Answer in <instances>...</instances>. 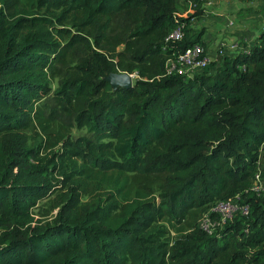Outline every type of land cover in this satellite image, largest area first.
Instances as JSON below:
<instances>
[{"label":"trees","instance_id":"obj_1","mask_svg":"<svg viewBox=\"0 0 264 264\" xmlns=\"http://www.w3.org/2000/svg\"><path fill=\"white\" fill-rule=\"evenodd\" d=\"M207 1L0 0V264H264V29L197 74L166 71L207 49ZM119 71L132 87L105 81ZM237 194L246 215L198 227Z\"/></svg>","mask_w":264,"mask_h":264},{"label":"built area","instance_id":"obj_2","mask_svg":"<svg viewBox=\"0 0 264 264\" xmlns=\"http://www.w3.org/2000/svg\"><path fill=\"white\" fill-rule=\"evenodd\" d=\"M210 1L205 2L208 5ZM196 3L189 2L188 11L179 16H185L192 8H195ZM205 11V9H204ZM231 23V22H230ZM182 23H177L168 33L165 41L180 40L183 37ZM254 37V36H253ZM246 46L243 51H247L251 42V37L248 35L242 39ZM229 47L224 39L218 41L215 47L217 55L227 54ZM213 59L210 52L200 43H193L179 52H173L171 56L166 59L165 66L168 74L179 75H194L201 72ZM251 189L258 195L264 193V183L260 177V173L256 172ZM249 211L247 203L241 202L240 196L237 194L234 197L219 200L208 209H206L198 219V227L207 234H212L216 230L222 228L228 220L232 219L236 214L240 213L246 215Z\"/></svg>","mask_w":264,"mask_h":264},{"label":"rangeland","instance_id":"obj_3","mask_svg":"<svg viewBox=\"0 0 264 264\" xmlns=\"http://www.w3.org/2000/svg\"><path fill=\"white\" fill-rule=\"evenodd\" d=\"M211 9L214 10L216 13H222L225 15H232L230 16L232 21H238L240 20L243 15L245 14H241L239 12H237L236 10L239 7H243L241 9H245V8H250L251 11L246 12L247 13H251L250 16H256L258 12H260L262 9L259 5L258 0H213L212 4H211ZM245 11V10H244ZM255 18V17H254ZM257 18V17H256ZM219 19V18H218ZM257 20H259V22L261 24H264V20H260L259 18H257ZM212 22V21H211ZM248 22H253V19H250V21ZM258 23V21H255V25ZM202 26V25H201ZM200 25L198 27L194 26L195 29H201L204 27H201ZM261 25H256L255 28H253L252 30H249V28L244 29L243 33L244 34H249V32L252 34H250L249 36L251 37V39L253 38L254 34L256 33V31L259 29H264V25L262 26V28H260ZM235 27L234 26H230V21L229 18H223L222 20L219 21L218 24H215L214 26H212V24H210V26L207 28V30L204 31L202 38L205 40H210V41H219L221 39H225V37H227L229 35V31L231 29H233ZM253 32V33H252ZM256 35V34H255ZM240 46H244V44L239 43ZM228 51V50H227ZM120 72V71H119ZM133 77V82L138 78L137 74L134 72L132 73ZM51 86L52 88H54L56 86V81H52L51 82ZM85 130L83 128L78 129V128H73L71 129V135L73 137H77L80 136L82 134H84ZM261 163H262V159H261ZM130 181H132V183L138 184L139 181H141V183L143 184H147L149 186H152V189L154 190V195H157V189L159 188L160 182L158 180H156V178L154 177H148L146 179L143 178H139L137 176H130L129 177ZM87 195H83V199H86ZM54 200H52V197H49L47 199L41 200L38 202V204L36 205V207L33 209V212L35 214H37L38 216H42L43 218H45L47 215L46 213L49 211L48 216L50 214H53L55 212V210L50 209V206L52 205ZM179 232H181V227L176 226L174 229L170 227V233L174 234V235H178Z\"/></svg>","mask_w":264,"mask_h":264},{"label":"crops","instance_id":"obj_4","mask_svg":"<svg viewBox=\"0 0 264 264\" xmlns=\"http://www.w3.org/2000/svg\"><path fill=\"white\" fill-rule=\"evenodd\" d=\"M212 2H213V0H211L210 3L205 6V11H204V14L202 16L194 19V26L198 27L199 25L200 26L202 25L201 27H204V31H205L210 26V24H212V26H214L215 24H218L219 21L222 20L223 18H226V17L229 18V21L231 22L230 26L235 25V27L229 31V35L227 37H225V39H224L227 43V46L229 47L227 54H235V53H238L240 51H243L246 48V46L244 45L242 47L239 45V43L244 44L242 42V39L251 34L250 32H249V34H247V33L244 34L243 33L244 29L249 28V30H252L253 28L256 27V25H261L260 28H262V26L264 25V24L260 23L261 21L259 22V20H257V18H259L260 20H264V4L260 0H258L259 5H260L262 10L260 12H258L256 16H253V17L250 16L251 13L246 14L245 11L240 12V9L243 7H239L236 11L241 13V14H245V15H243V17L236 22V21H232L230 19L231 18L230 16H232V15L229 16V15H225L222 13L218 14L214 10H212L210 7ZM250 19H253V22H248V21H250ZM255 21H258V23L256 25H255ZM258 31H259V29L256 31V33L252 32L254 34V36H255V34H257ZM253 40H254V37L251 39L250 45L253 43ZM204 41H207L206 47H207V50L210 52L213 61L214 60L216 61L219 58V56L215 53V47H216V44L218 43V41L215 42V41H210L207 39H205Z\"/></svg>","mask_w":264,"mask_h":264},{"label":"water","instance_id":"obj_5","mask_svg":"<svg viewBox=\"0 0 264 264\" xmlns=\"http://www.w3.org/2000/svg\"><path fill=\"white\" fill-rule=\"evenodd\" d=\"M133 75L127 72H111L105 77L111 88L115 90L118 87L130 88L133 85Z\"/></svg>","mask_w":264,"mask_h":264}]
</instances>
